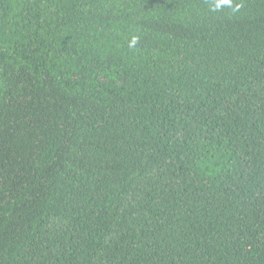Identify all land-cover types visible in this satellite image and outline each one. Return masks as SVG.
<instances>
[{"label": "trees", "instance_id": "16d2710c", "mask_svg": "<svg viewBox=\"0 0 264 264\" xmlns=\"http://www.w3.org/2000/svg\"><path fill=\"white\" fill-rule=\"evenodd\" d=\"M229 3L0 0V264H264V0Z\"/></svg>", "mask_w": 264, "mask_h": 264}, {"label": "clouds", "instance_id": "9594fccd", "mask_svg": "<svg viewBox=\"0 0 264 264\" xmlns=\"http://www.w3.org/2000/svg\"><path fill=\"white\" fill-rule=\"evenodd\" d=\"M223 2L229 3V0H223ZM217 6L219 7V5H217ZM229 6H231L230 3H229ZM240 7H241L240 5H236V7L233 10L234 11H239ZM136 40H137V38L136 37H133L130 46L134 45L136 43Z\"/></svg>", "mask_w": 264, "mask_h": 264}]
</instances>
